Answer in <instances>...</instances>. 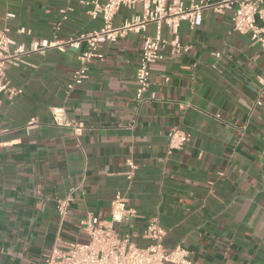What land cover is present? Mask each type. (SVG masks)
<instances>
[{
    "label": "crops",
    "instance_id": "0c3cea01",
    "mask_svg": "<svg viewBox=\"0 0 264 264\" xmlns=\"http://www.w3.org/2000/svg\"><path fill=\"white\" fill-rule=\"evenodd\" d=\"M91 1L0 0V29H9L13 50L98 31L103 20L89 15ZM132 14L121 8L113 24ZM232 14L207 10L202 25L183 21L177 36L163 25L168 44L150 65L141 103L135 77L154 24L101 44L87 80L70 93L86 43L8 68L22 93L1 97L0 264L41 263L59 239L89 241L81 221L89 213L110 220L118 192L135 215L116 228L140 248L153 243L144 230L156 218L165 250L185 248L192 264H264V48L234 30ZM55 107L83 125L79 142L54 123ZM176 128L191 138L169 153ZM129 160L137 165L131 180ZM69 194L62 221L57 200Z\"/></svg>",
    "mask_w": 264,
    "mask_h": 264
},
{
    "label": "built area",
    "instance_id": "2783aa9c",
    "mask_svg": "<svg viewBox=\"0 0 264 264\" xmlns=\"http://www.w3.org/2000/svg\"><path fill=\"white\" fill-rule=\"evenodd\" d=\"M92 7L88 13L92 18L101 17L103 27L98 31L71 37L67 40L33 41L28 48L17 47L9 37V29H0V110L3 95L10 98L22 93V89L12 86L7 78L10 66L25 63V57L31 53H46L49 49H63L67 46L79 47L86 43L87 49L80 55V67L73 73L67 85V93L83 84L90 72L89 64L96 57H100L99 47L106 42H115L132 32H143L150 24L157 27L155 36H143L142 51L136 71V99L141 103L150 86V65L163 59L161 49L168 44L162 35L161 27L168 25L172 33L177 36L180 24L188 21L192 28L203 23V13L212 10L222 14L233 9V28L240 34L249 35L254 44L264 48V0H193L189 5L181 1L169 3V0H107L100 3L96 0L89 3ZM140 13H135L138 6ZM134 11L120 25H114L113 20L121 8ZM174 49L183 47L175 38L170 41ZM221 53H216L220 57ZM53 120L57 126L70 128L75 139L83 133V125L68 117L64 107L52 110ZM35 122L28 126L32 127ZM191 135L179 128L168 132V151L182 150L190 140ZM130 170L126 173L131 180L137 169L133 160L128 161ZM74 198L69 194L57 200V208L62 221L65 220ZM135 211L129 207L128 198L124 193H116L111 204L110 220L103 219L89 213L82 221L81 228L89 235L87 242H63L61 239L41 263L35 264H192L188 251L183 247H175L170 251L164 248L166 231L160 226L156 218L150 219L144 230V237L153 243L146 248L134 244L128 234L122 235L116 225L130 223Z\"/></svg>",
    "mask_w": 264,
    "mask_h": 264
}]
</instances>
